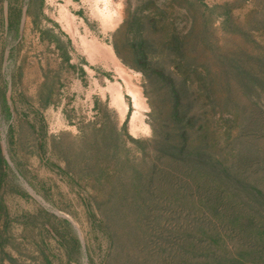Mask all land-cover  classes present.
Listing matches in <instances>:
<instances>
[{"label":"rangeland","instance_id":"rangeland-1","mask_svg":"<svg viewBox=\"0 0 264 264\" xmlns=\"http://www.w3.org/2000/svg\"><path fill=\"white\" fill-rule=\"evenodd\" d=\"M0 264H264V0H0Z\"/></svg>","mask_w":264,"mask_h":264},{"label":"trees","instance_id":"trees-1","mask_svg":"<svg viewBox=\"0 0 264 264\" xmlns=\"http://www.w3.org/2000/svg\"><path fill=\"white\" fill-rule=\"evenodd\" d=\"M191 133H194V130L190 128L188 130L187 135L190 136ZM205 135V134H204ZM202 146L187 144L186 149L184 151L183 156L185 157V163L187 167V171L190 173H206L208 169H212L214 165V161L209 152V144L207 140H205V136L202 141ZM173 152H176V149L173 148ZM203 173V174H204Z\"/></svg>","mask_w":264,"mask_h":264}]
</instances>
